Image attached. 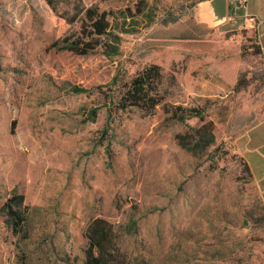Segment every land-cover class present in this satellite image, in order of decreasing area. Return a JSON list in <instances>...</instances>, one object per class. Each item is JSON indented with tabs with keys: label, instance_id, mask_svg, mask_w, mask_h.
Masks as SVG:
<instances>
[{
	"label": "rangeland",
	"instance_id": "374dc122",
	"mask_svg": "<svg viewBox=\"0 0 264 264\" xmlns=\"http://www.w3.org/2000/svg\"><path fill=\"white\" fill-rule=\"evenodd\" d=\"M82 3L108 15L118 41H99L110 53L49 48L59 34L79 32V21H65L72 4L53 12L45 0H0V264H84L95 219L112 227L110 264H264V205L230 144L215 141L194 157L175 136L197 119L181 123L162 105L153 115L116 106L109 85L147 65L144 23L164 5ZM248 46L238 79L254 97L264 92V71ZM161 90L167 106H194L172 74L163 73ZM16 198L23 222L13 232L4 206Z\"/></svg>",
	"mask_w": 264,
	"mask_h": 264
},
{
	"label": "crops",
	"instance_id": "0c3cea01",
	"mask_svg": "<svg viewBox=\"0 0 264 264\" xmlns=\"http://www.w3.org/2000/svg\"><path fill=\"white\" fill-rule=\"evenodd\" d=\"M154 1L165 11L144 23L150 43L140 53L143 63L175 76L213 123L215 141L229 143L248 165L264 205V92L248 97L249 90L234 89L246 69L240 49L245 42L259 46L264 71V0H226L222 24H215L210 0ZM188 3H195L189 26L182 25Z\"/></svg>",
	"mask_w": 264,
	"mask_h": 264
},
{
	"label": "trees",
	"instance_id": "16d2710c",
	"mask_svg": "<svg viewBox=\"0 0 264 264\" xmlns=\"http://www.w3.org/2000/svg\"><path fill=\"white\" fill-rule=\"evenodd\" d=\"M45 2L53 12L56 11L57 3L72 4L73 14L69 18H65V21L69 25L78 21L81 23L77 34L74 32L63 36L59 34L50 45V49L84 56L92 53L97 47H103L105 53H110L111 46L99 41L100 37L112 35L107 14L86 8L82 0H45ZM112 36L114 37L113 41L117 42L118 37ZM250 41L252 40L250 39ZM248 44L247 48L252 50L254 55L259 56V46L254 42ZM162 81V69L156 65H146L138 70L130 80L122 84H118L117 77H114L109 86L118 90L116 106L122 111L135 108L147 115H153L155 109L162 105L164 114L170 115L171 119L181 123L192 118L197 119L200 123L199 126L188 127L185 133L175 136L178 146L195 157L199 151L204 152L214 144L213 123L206 120L207 115L198 106L186 108L167 106L164 103L161 90ZM234 89L237 91L243 89L241 79H237ZM75 91L82 92V90ZM96 111V109L91 110L92 118L95 117ZM242 163L244 171L251 178L250 169L243 159ZM8 202L4 206L6 221L12 227L13 232H16V228L23 222L20 210L21 201L16 198ZM112 233L111 225L104 220L95 219L88 225L84 234L87 241L84 264H110L112 262L116 253V250L113 249Z\"/></svg>",
	"mask_w": 264,
	"mask_h": 264
},
{
	"label": "water",
	"instance_id": "95a60500",
	"mask_svg": "<svg viewBox=\"0 0 264 264\" xmlns=\"http://www.w3.org/2000/svg\"><path fill=\"white\" fill-rule=\"evenodd\" d=\"M209 4L217 21L226 17V0H210Z\"/></svg>",
	"mask_w": 264,
	"mask_h": 264
},
{
	"label": "built area",
	"instance_id": "2783aa9c",
	"mask_svg": "<svg viewBox=\"0 0 264 264\" xmlns=\"http://www.w3.org/2000/svg\"><path fill=\"white\" fill-rule=\"evenodd\" d=\"M246 0H241V3H243L244 4V2H245ZM248 19H249V21H251V22H253L254 21V18L253 17H248Z\"/></svg>",
	"mask_w": 264,
	"mask_h": 264
}]
</instances>
